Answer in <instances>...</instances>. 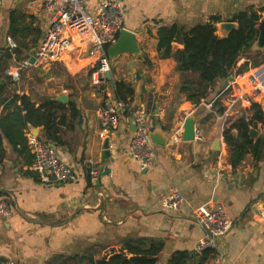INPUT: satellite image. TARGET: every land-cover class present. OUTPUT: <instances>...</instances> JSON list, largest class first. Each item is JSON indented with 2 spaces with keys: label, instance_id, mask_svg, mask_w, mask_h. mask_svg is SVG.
I'll return each instance as SVG.
<instances>
[{
  "label": "crops",
  "instance_id": "0c3cea01",
  "mask_svg": "<svg viewBox=\"0 0 264 264\" xmlns=\"http://www.w3.org/2000/svg\"><path fill=\"white\" fill-rule=\"evenodd\" d=\"M100 1L89 0V9L94 10ZM121 1L124 28L134 31L141 52L110 58L113 79L103 86L92 83L96 61L79 37H73L59 60L36 62V51L52 16L40 1L3 0L0 5V80L5 82L0 91V120L17 111L13 105L21 101L11 104L16 95H27L39 106L64 94L67 102L58 101L66 107L71 102L78 111L72 116L68 109L65 122L57 124L59 143L48 142L41 125L28 122L24 133H15L19 130L14 127L15 131L6 133L0 126V200L12 207L10 216L0 218V262L12 258L18 264H80L81 255L101 257L125 241L147 238L162 244L156 264H166L178 251L199 254V264H264V159L257 160L248 152L239 164L232 165L223 132L241 116L233 115L231 106L222 101L220 112L216 103L222 88L233 82L238 93L248 97L243 115L251 118L252 102H258L254 95H262V105L263 92L252 89L242 75L231 76L218 80L211 100L196 106L178 93L180 72L164 71L159 50L162 27L176 24L190 29L214 16L220 22L233 20L247 10L264 18V0ZM12 15L20 20L18 28H25L22 34H11ZM173 45L183 47L179 42ZM26 59L31 62L28 66L23 63ZM117 81L136 90L135 107H145L153 130L159 128L168 137L165 145L153 142L157 160L147 169H141L129 154L134 131L131 117L123 114L125 109L109 140L111 158L103 157L108 137L102 132L98 111L107 102H121ZM189 117L202 130V139H183ZM260 125L255 140L264 135ZM176 127L183 128L179 142L174 141ZM29 133L54 146L60 159L75 170L77 180L43 183L31 169L29 147L21 150V135L28 139ZM91 168L99 170L95 183ZM175 188L188 204L168 210L162 201ZM214 204L226 208L233 227L219 239L218 251L198 253L195 247L204 229L194 220V212Z\"/></svg>",
  "mask_w": 264,
  "mask_h": 264
},
{
  "label": "trees",
  "instance_id": "16d2710c",
  "mask_svg": "<svg viewBox=\"0 0 264 264\" xmlns=\"http://www.w3.org/2000/svg\"><path fill=\"white\" fill-rule=\"evenodd\" d=\"M262 16L255 10L242 11L233 17L238 27L225 36L217 32L216 23L220 17L214 16L208 23H201L186 29L183 26L171 25L162 27L159 31V50L161 51L160 62L165 72L173 68L180 72L181 83L178 93L194 105L198 106L205 101H210L211 90L218 80L236 76L247 71L258 61H250L252 54H264V50L254 47L258 38V23ZM20 20L11 17V34L19 31L21 34L25 28L19 29L16 25ZM174 42L183 45L175 48ZM18 44V43H17ZM23 43H19L22 45ZM26 50L28 44H23ZM19 50V49H18ZM248 58L249 61L244 60ZM264 59V56H263ZM4 81L0 80V91L5 87ZM116 95L118 101L129 103L136 108L134 100L137 99L136 90L124 81H117ZM18 100L20 105L14 104ZM17 111L12 117L7 116L0 120V126L11 133L16 128L24 133L29 122L34 126H43L48 142L59 143L61 137L57 134V124L64 123L66 112L69 109L72 116L78 111L73 103L66 107L58 100L46 99L44 103L36 106L27 95H16L11 101ZM25 110V114L21 112ZM253 117L244 115L232 121L224 129V139L231 149V163L233 166L239 164L246 153L251 152L255 159H264V135L256 138L251 136L250 129L256 128L258 122H264V112L259 102L252 104ZM223 109L220 108V112ZM131 111L125 108L124 115H130ZM15 131V130H14ZM234 133H237L236 135ZM22 151L28 149V139L23 134L20 138ZM45 143H48L42 140ZM0 154V161L2 160ZM162 250V244L155 240L139 239L125 241L119 249H112L101 257L88 253L79 257L80 264H156ZM208 250H205V252ZM214 251V250H211ZM199 254L178 251L175 252L166 264H199Z\"/></svg>",
  "mask_w": 264,
  "mask_h": 264
},
{
  "label": "built area",
  "instance_id": "2783aa9c",
  "mask_svg": "<svg viewBox=\"0 0 264 264\" xmlns=\"http://www.w3.org/2000/svg\"><path fill=\"white\" fill-rule=\"evenodd\" d=\"M38 1L52 12V16L36 51V62L49 63L59 60L71 46L73 37H79L88 44V54L96 61L91 75L92 83L96 86L105 85L108 81L107 73L111 71L107 49L116 41L120 30L124 28L125 8L123 2L121 0H103L97 4L94 10H90L89 0ZM2 2L3 0H0V5ZM23 63L26 66L31 64L29 59ZM242 76L252 89L260 88L264 95V62L252 66L243 72ZM226 90L228 92L221 101L231 106L233 115L243 116L240 104L249 103L248 97L245 94H239L233 82L227 85L224 91ZM125 108L131 111L129 116L137 127L129 146V154L139 163L141 169H147L156 162L157 153L150 137V132L153 130L152 119L145 107L133 109L129 103L123 101L117 102V104L107 102L98 111L102 132L104 136L112 139L121 118V109ZM182 132V127H176L175 142L181 141ZM202 137V130L195 127V139H202ZM28 147L33 154L31 169L38 173L43 183H68L77 180L75 170L60 159L54 146L29 133ZM89 174L91 181L95 183L99 170L91 168ZM162 203L168 210H179L188 204L186 197L178 188L167 194ZM11 213L12 207L6 201L0 200V218H6ZM194 220L204 229V236L195 247V251L198 253L205 250L218 251L219 239L233 227V220L222 204L197 209L194 212ZM0 264H18V262L7 258Z\"/></svg>",
  "mask_w": 264,
  "mask_h": 264
},
{
  "label": "water",
  "instance_id": "95a60500",
  "mask_svg": "<svg viewBox=\"0 0 264 264\" xmlns=\"http://www.w3.org/2000/svg\"><path fill=\"white\" fill-rule=\"evenodd\" d=\"M238 27V23L233 20L229 21H221L217 25V30L223 35H227L230 31ZM257 28L259 30L258 38L254 44V47L258 49L264 50V18L260 20V22L257 25ZM123 52H130V53H140L141 49L138 44V41L136 40L134 31H131L129 29L123 28L120 30V34L116 41L112 43L108 48V56L109 58H115L119 54ZM32 57L31 62L35 61V57L33 56V50L31 51ZM231 78V76H230ZM107 79L112 80V73L109 71L107 73ZM57 99L63 103L67 102V96L62 94L57 96ZM262 108L264 112V101L262 102ZM131 129L135 131L137 129L136 125L132 122ZM37 130V127L35 128ZM263 130H264V122H263ZM250 134L252 137H255L258 134V129L252 127L250 129ZM151 140L159 145H165L168 141V137L163 134L161 129H155L150 132ZM195 138V122L193 117H189L185 121L184 125V134L183 139L184 140H192ZM109 137L105 139L103 149H104V158H111V145L109 142ZM108 172V170H105L104 173Z\"/></svg>",
  "mask_w": 264,
  "mask_h": 264
},
{
  "label": "rangeland",
  "instance_id": "374dc122",
  "mask_svg": "<svg viewBox=\"0 0 264 264\" xmlns=\"http://www.w3.org/2000/svg\"><path fill=\"white\" fill-rule=\"evenodd\" d=\"M263 56H264V54L263 53H260V54H256V55H254V53L252 54V56H251V58H250V61L252 60V61H258V63L257 64H255V65H258V64H260V63H262V62H264V59H263ZM247 59V60H246ZM244 60H246V61H249V59L248 58H245ZM255 65H253V66H255ZM59 66V65H58ZM64 75V74H63ZM242 75H243V73H242ZM237 76H239V75H236L235 77H237ZM241 78V77H240ZM62 79H63V77H62ZM244 80H242L241 79V82H243ZM250 86V85H249ZM227 88V85L226 86H224L223 88H222V90H221V93H220V95L218 96V100L216 101V103H217V105H219V107L218 108H221V105H220V101L223 99V97H224V95L226 94V92H228L227 90L226 91H224L225 89ZM224 91V92H223ZM254 96H257L258 98H257V100L256 101H258V102H260V101H262L261 99H262V95L260 94V95H257V94H255ZM261 96V97H260ZM251 103V102H250ZM253 103V102H252ZM244 105L242 106V111H243V113H245L246 112V108L244 107ZM252 112V111H251ZM263 123H261V125H260V127H261V129H263ZM257 129V128H256ZM264 131V130H263Z\"/></svg>",
  "mask_w": 264,
  "mask_h": 264
}]
</instances>
